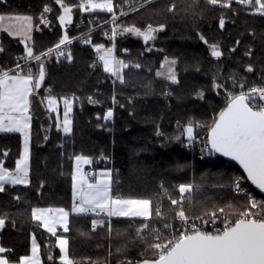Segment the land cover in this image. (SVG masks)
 <instances>
[{
  "label": "trees",
  "instance_id": "16d2710c",
  "mask_svg": "<svg viewBox=\"0 0 264 264\" xmlns=\"http://www.w3.org/2000/svg\"><path fill=\"white\" fill-rule=\"evenodd\" d=\"M113 2L122 5L123 0ZM66 3L73 6L72 22L66 31L60 25L61 9L55 0H6L0 3V14L34 17L32 39L27 42L34 55L55 47L65 34L72 38L81 33L84 29L77 28L76 24L82 19L93 17L105 21L111 18V14L102 11L80 12L79 0H66ZM45 5L53 9L45 14L47 25L40 23ZM114 11L119 13L120 9L114 8ZM221 17L225 21L223 28L220 27ZM118 23L141 29L149 24L154 28L164 27L155 33L156 39L147 44L142 38L128 36L130 34L117 35L114 41L106 37L103 30L95 31L86 35L90 43L75 40L65 46L66 57L42 56L40 62L33 60L23 68V72L30 68L38 75L39 63H43L45 80L38 95L45 100L50 94L58 102L66 97L73 101V108L70 134L56 127L54 113L48 110L46 115L51 117L48 128L43 120L33 118L29 184L6 186V190L0 192V216L6 214L0 244L10 250L4 256L11 261L29 255L35 237L43 264H61L58 261L60 251L56 247V238L61 233L53 236L43 230L32 219L31 209L63 207L71 211L76 155L90 158L88 167L114 172L111 177L114 196L150 199L153 207L165 189L169 200L160 199L169 214L176 210L171 199L180 197V184L194 183L192 194L186 192L184 195L192 197L195 216L206 217L214 208H224L223 213L227 215L231 211L227 205L243 207L247 204L246 198L233 195L230 189L234 176L240 175L242 183L256 193L244 174L220 157L213 162L193 158L182 146V132L190 120L208 125L218 116L226 105L224 91L240 88L233 84V74L246 87L264 82V16L235 0H231L230 8L208 5L205 0H154L121 17ZM200 35L209 44L219 46L222 52L219 59L211 56L209 44H205ZM20 41L7 32L0 33V48L3 49L0 68L13 70L18 58L25 57V45ZM112 42L116 43L117 50H128L127 54L119 56L128 64L123 69V82L103 70L94 47ZM249 49L251 55H245ZM165 57L176 61L177 83L156 75ZM136 64L140 67H135ZM248 65L253 68L251 73L246 71ZM214 78L222 85L217 90L212 86ZM199 92L204 93L203 98L198 97ZM109 110L112 111L110 122L104 119L105 111ZM205 130L206 127H198L194 132ZM21 144L20 134H0V163L7 169L15 170ZM183 207L186 212L190 211V200ZM206 212L209 214L205 215ZM93 219L102 222L95 230ZM144 223L143 218H97L71 213L65 234L68 254L78 262L117 264L131 261L136 264L151 243L146 234L143 233L146 242L137 236V229Z\"/></svg>",
  "mask_w": 264,
  "mask_h": 264
},
{
  "label": "snow or ice",
  "instance_id": "6c2138e0",
  "mask_svg": "<svg viewBox=\"0 0 264 264\" xmlns=\"http://www.w3.org/2000/svg\"><path fill=\"white\" fill-rule=\"evenodd\" d=\"M6 0H0L4 3ZM128 0H124L127 3ZM151 2V0H148ZM195 2V0H194ZM208 5L230 8L231 0H205ZM237 4L254 9L255 14L264 16V0H235ZM55 4L60 6L62 14L58 16L62 28L67 23L72 22L73 6L66 3V0H55ZM78 8L80 12L92 13L97 10L111 14V23L114 25L111 31V38L114 40L117 35L130 34L142 38L145 44L155 40V33L163 29V25L154 28L151 24L145 29L135 25H121L117 23V14L114 8L120 9V15L126 16L128 12L123 10V5L114 4L113 0H79ZM52 8L45 5L40 16V23L47 25L48 21L45 14L52 12ZM134 10V9H133ZM169 11L172 9L169 8ZM34 17L32 15H0V31L7 32L9 36L20 37L21 43L25 44V57L28 60L41 61L42 56L50 55L53 49L48 52L34 55L33 49L28 45L32 39L31 32L34 28ZM225 21L220 19V27L223 28ZM105 35H108L107 33ZM200 39L205 44H209L207 39L200 35ZM72 41L65 34L55 46V50L63 55L61 45L70 44ZM85 43L90 40L85 38ZM239 43V41H237ZM95 50L99 54L98 58L103 63V70L116 76L121 82L123 77L121 70L128 67L123 60L117 59L113 55V48H105L103 45H95ZM210 54L213 58L219 59L222 52L215 43L209 44ZM150 50V49H148ZM235 49H233L234 51ZM0 51H3L0 48ZM102 53V54H100ZM251 55V49L245 53ZM70 61L72 57L69 55ZM176 61L165 57L164 62L157 71L158 77L163 76L172 83H177V77L174 72ZM139 68L140 65L136 64ZM17 69L4 70L0 68V132H17L24 138V150L16 160L15 170H9L0 166V192H4L6 185L28 184V139H29V106L31 101L29 97L34 89L41 86L45 78L44 65L39 63V73H33L29 68L23 72L24 66L17 63ZM246 71L251 73L253 68L248 65ZM234 85H239L244 89L246 85L237 79L236 75L231 76ZM213 89L222 87L213 79ZM198 97L203 98L204 93L199 92ZM90 102H93L89 98ZM43 102V101H42ZM115 103V98L113 97ZM264 84L253 85L247 88V91H240L238 94L228 93L226 95V107L223 108L217 117H214L210 124L202 125L194 121H189L183 127L182 135L189 145L195 140L194 129L198 127H207V146L211 152L220 153L223 156L235 160L244 170L247 179L251 181L261 192H264ZM65 107V120L63 131H71V119L69 112L72 110L73 101L63 98ZM57 99L47 96V105L49 111H54ZM112 111L109 110L104 119L111 118ZM59 127V125H57ZM157 135H160L157 132ZM177 140L180 137H176ZM8 155L7 152L4 153ZM75 168L72 173V196L73 205L71 212L76 214L94 213L100 215L104 213L108 217L113 216H133L142 217L145 223L137 229V236L142 241H147L143 235L145 230H149L153 236V241L148 244L145 252H151V256H142V259L136 261V264H264V202H259L251 197L243 207L227 205L230 212L229 217L235 216L234 222L228 219L224 227L217 228L213 232H207L196 224H190V218L183 207L185 193L192 190L188 184L178 185L180 197L172 198L171 205L176 207L173 220L180 222L179 228L171 223L168 217L161 211L159 205L152 207L150 199H132L113 196L111 193L110 181L97 178L95 182L89 183L85 179L86 173L82 170V165L91 163L90 158L83 155L74 157ZM86 185V187H85ZM234 190L241 191L240 179L235 178ZM19 200V197H15ZM78 201V203H77ZM99 210V211H97ZM171 211V210H170ZM217 211L223 213L224 208L213 209L211 216L215 217ZM55 213L59 217L50 216ZM153 214L155 217L165 221L163 229L150 227L147 223ZM209 213H205L208 215ZM31 216L34 221H39L46 231L56 236V223H60L65 231H68L69 212L63 207L60 208H38L31 209ZM197 219H202L197 217ZM6 214L0 216V229L5 226ZM51 221V222H50ZM215 223V219L212 220ZM102 223L95 219L92 220L93 230L98 224ZM207 223V221H205ZM183 229L182 231L180 229ZM174 229L171 234H166L168 230ZM56 246L60 250L61 264H95L91 260L76 261L70 258L68 254V241L64 238H57ZM10 251L0 247V264H41L39 246L36 238L32 239L31 255H24L18 261H11L3 254ZM49 259H53L49 256ZM128 264H132L128 261Z\"/></svg>",
  "mask_w": 264,
  "mask_h": 264
},
{
  "label": "built area",
  "instance_id": "2783aa9c",
  "mask_svg": "<svg viewBox=\"0 0 264 264\" xmlns=\"http://www.w3.org/2000/svg\"><path fill=\"white\" fill-rule=\"evenodd\" d=\"M145 2H147V1H144V0H131L130 2L128 1L127 3H124V0H123V3H122L123 10H125V11H127L129 13V12L134 11V10L138 9L139 7H141L143 4H145ZM116 14H117V17H118V19H117V23H118V20L121 17H123V16L120 15V12L116 13ZM76 27L79 28V29L82 28L84 30L81 33H79L78 35H76L75 37L70 38L71 41L73 42L75 40H80L83 44H85L84 40L86 38V35H88V34H90L92 32H95V31L103 30L104 34H106V33L108 34V35H105L106 37H111V31H112V28L114 27V25L111 23V18L108 19V20H105V21H99V20H97V19H95L93 17H89L88 19L80 20L76 24ZM116 37H115V39H116ZM115 39H114V41H115ZM67 45L68 44L61 45V49L63 50V55H60L59 51L55 50V47L52 48L53 52L50 55L66 57V53L64 51V47L67 46ZM115 53L118 56H121V55L127 54L128 50L127 49H119V50L116 49ZM33 60H28L26 57L21 56V57L18 58V61H19L18 63L23 65V66H27ZM13 70L19 71L20 69H17V67L15 66L13 68ZM261 84H264V82H262ZM239 92H240V90L236 91L234 94H238ZM262 103H264V102H262ZM107 112L108 111H105V114ZM107 121L110 122L111 118L107 119ZM206 137H207V134H206L205 138L204 137L202 138L201 146L198 147L197 153H195V154L198 156V159L201 160V161L213 162V161L216 160L217 155L214 152L210 151L209 146H207ZM193 142L189 145V143L187 142V140L185 138H184V141L182 142V146L190 154H192L193 152H196V151H193L194 148H195L196 142L195 143H193ZM83 171H84V173H86L85 177H87V178H93L95 173H96V169L94 167H88V166L84 167ZM111 172H112V174H111V177H112L114 172L112 170H111ZM238 177L240 178V176H238ZM240 180H241V178H240ZM160 186L162 187V184H160ZM240 187H241V191L237 192V191L234 190V184L232 185V190H233V193L235 195H238V196L241 195V196L247 197V198L251 197L252 199H254L256 201L264 202V196L262 194L256 192L255 195H254L252 193V190L249 189L247 186H245L242 183V181H240ZM193 188H194V186H192V190L190 191L191 194H192ZM161 197H164L166 200H169V197L167 196V191L165 189H162L160 197L156 199V201L154 203V208H155L156 205H159L160 208H161V211L168 217L169 221L171 223H173L177 228H179L180 222L178 220H173L172 217H174V216H171V214H168L165 211V207H163V202L160 199ZM77 203H78V201H77ZM185 203L186 202H185V199H184L183 204H185ZM171 209H173V206H171ZM97 211H99V210H97ZM86 215H93V216H95L97 218L98 217H104V216L108 217L104 213H101L100 215H95L94 213H88ZM216 215L217 216H215V217H212L210 215L209 217L203 218V220L202 219H196V223L197 224L194 223L195 220L191 216L189 223L190 224L194 223V224H196L197 227H200V228H202L203 230H205L207 232H213L217 228H221L222 229L224 227V223L228 219H231L234 222V220L236 218V217L235 218L234 217L224 218L225 216H222V214H216ZM109 218H111V217H109ZM213 219H215V223L212 222ZM192 221H194V222H192ZM205 221H207V223H205ZM147 223L150 225V227L163 229V225H164L165 221L161 220L158 217H155V215L153 214L152 218L149 221H147ZM180 230L182 231L183 229L181 228ZM173 231H174V229L168 230V232L166 234H171ZM144 234H146L150 238L151 242L153 241V236H152V234L150 233L149 230H145Z\"/></svg>",
  "mask_w": 264,
  "mask_h": 264
},
{
  "label": "rangeland",
  "instance_id": "374dc122",
  "mask_svg": "<svg viewBox=\"0 0 264 264\" xmlns=\"http://www.w3.org/2000/svg\"><path fill=\"white\" fill-rule=\"evenodd\" d=\"M147 2H145V4H143L142 6H144V5H147L148 3H150V2H148V0H146ZM152 1H154V0H151V2ZM71 6V5H70ZM141 6V7H142ZM61 14H62V9H61ZM72 15H73V12H72ZM69 24L70 23H67L66 24V26L63 28V30L64 31H66L67 30V28H68V26H69ZM33 31H34V28H33ZM33 31L31 32V37H32V34H33ZM3 32V31H2ZM1 33V32H0ZM128 36H132L133 38H138V37H135V36H133V35H128ZM13 38H19V39H21L20 37H13ZM105 48H113V55L117 58V59H119V56L115 53V51H116V43L115 42H112V44H109V45H107V46H105V45H103ZM118 49V48H117ZM97 53V52H96ZM100 54H102V53H100ZM97 56H99V54L97 53ZM99 59V58H98ZM121 60V59H120ZM99 62L102 64V66H103V63L99 60ZM174 72H175V65H174ZM110 76H112L110 73H108ZM175 74H176V72H175ZM119 75H121L122 77H123V69L121 70V72H120V74ZM114 79H116V80H119V79H117V77L116 76H112ZM160 77H162V78H164L163 76H160ZM176 77H177V74H176ZM256 85H262L261 83L260 84H256ZM248 87H251V86H247V87H245L244 89H241V88H239V89H237V90H230V91H228V90H225L224 91V94H223V96H224V101L226 102V95L228 94V93H235L236 91H238V90H240V91H247V88ZM57 105H59V103H58V100H57V104H56V106ZM57 108H59V106H57ZM72 108H73V105H72ZM62 109H63V114H62V116L61 117H59V120H60V123H61V126L59 125V129H61L62 130V132L63 133H65L64 131H63V125H64V120H65V116H64V112H65V107H64V103H63V101H62ZM71 112H72V110H71ZM71 112H69V114L68 115H70L71 114ZM39 119H41V120H43L44 121V123L46 124V127L48 128L49 127V125H50V119H49V117L47 116V115H45V117H39ZM70 127H71V125H70ZM46 128V129H47ZM207 132H208V128L206 127V130H205V132H197V133H195L194 132V136H195V140H194V142L193 143H195L196 142V144H195V148H194V150L193 151H196V152H193L192 154H190L193 158H197L198 159V156L195 154V153H197V150H198V147H200L201 146V142H202V138L204 137L205 138V136H206V134H207ZM71 133V131L69 132V133H65V134H70ZM183 138H185L184 136H183ZM196 149V150H195ZM218 157V156H217ZM193 160H192V166H193ZM74 168H75V163H74ZM84 169V167L82 166V170ZM74 171V170H73ZM84 172V171H83ZM97 172H98V175H97V177H96V179L97 178H101V179H107V180H109L110 181V187H111V190H113V188H112V181H111V174H112V172H111V169H99V170H97ZM240 176V175H239ZM235 178H239L238 176H234V178H233V180H232V185L234 184V181H235ZM240 178H241V176H240ZM239 178V179H240ZM240 181H242V178H241V180ZM90 183V182H89ZM190 185L191 186H194V183H190ZM194 188H195V186H194ZM194 188H193V190H194ZM231 191H232V193H233V190H232V186H231ZM252 193L255 195V193L252 191ZM233 195H235L234 193H233ZM114 196V195H113ZM241 196V195H240ZM241 197H243V196H241ZM244 198H246V200H248V198L247 197H244ZM187 200H190V211H187V214H188V216H189V218H191V216L193 217V219L195 220V222L194 221H192V222H194V223H196V219H197V217H200V218H202V220H203V218H206V217H209L210 215H211V213L208 215V216H195L194 214H193V212H192V206H193V199H192V197L190 198V197H187V198H185V202H187ZM153 208H154V204H153ZM168 214H169V212H167ZM170 214H171V216H174L175 215V211L174 212H170ZM216 214H222V216H225L224 218H227V217H229L228 215H225L224 213H221V212H219V211H217V213ZM217 216V215H216ZM113 217H133V216H113ZM232 217H234L235 218V216H232ZM135 218H142V217H135ZM223 218V219H224ZM197 224V223H196ZM145 256H151V252L149 251V252H146V254H145ZM117 264H128V262H119V263H117ZM133 264V263H132Z\"/></svg>",
  "mask_w": 264,
  "mask_h": 264
},
{
  "label": "crops",
  "instance_id": "0c3cea01",
  "mask_svg": "<svg viewBox=\"0 0 264 264\" xmlns=\"http://www.w3.org/2000/svg\"><path fill=\"white\" fill-rule=\"evenodd\" d=\"M97 11H99V10H97ZM0 15H2V14H0ZM0 32H2V31H0ZM11 37H13V36H11ZM29 42H31V40L29 41ZM27 72V71H26ZM24 72H22V74H23ZM44 99V98H43ZM39 95H38V90L37 89H34V91H33V94L29 97V100L31 101V103H30V106H29V116H30V120H29V129H28V132H29V139H28V181H29V172H30V128H31V124H32V120H33V118H39V117H45V115H46V110H48V105H47V97H45V100H43ZM43 101V102H42ZM62 101H63V99L62 100H60V102H58L59 103V105H57V106H59V108H57V106L55 107V110L54 111H49L48 110V112H52V113H54V116L53 117H55L54 119H55V123H56V127L59 129V127L57 126V125H60L61 126V123H60V120H59V117H61L62 116V114H63V109H62ZM60 108H61V110H60ZM71 115V114H70ZM70 115H69V118H70ZM51 117H49V119H50ZM71 119V118H70ZM50 124H51V121H50ZM61 130V129H60ZM62 131V130H61ZM2 133H8V134H19V133H17V132H0V134H2ZM65 134V133H64ZM21 139H22V144H21V152H20V154L23 152V150H24V138L21 136ZM19 159V158H18ZM74 163H75V160H74V162H73V170H74ZM0 166H3V167H5L2 163H0ZM83 167H86L87 165H82ZM6 168V167H5ZM97 175H98V172H97V170H96V173H95V175H94V177L93 178H87V177H85V179H87L88 180V182H90V183H93V182H95V179H96V177H97ZM28 184H29V182H28ZM27 184V185H28ZM6 186H25L24 184H17V185H6ZM5 186V187H6ZM85 187H86V185H85ZM111 193H112V190H111ZM112 195H113V193H112ZM38 208H52V209H55V208H60V207H38ZM66 210V209H65ZM66 211H68L69 212V217H68V224H67V227L69 226V218H70V215H71V211L70 210H66ZM73 214H76V213H73ZM50 216H53V217H55V219L58 221L59 220V217L58 216H56V214L55 213H50L49 214ZM112 218V217H111ZM131 218H135V217H131ZM36 222H38L39 224H40V226L42 227V229L43 230H45V228L42 226V224L39 222V221H36ZM51 222V221H50ZM0 231H1V229H0ZM46 231V230H45ZM47 233H49V234H51L50 232H48V231H46ZM68 231H65L64 230V227L63 226H61L60 225V223H56V234H58V233H61V235H59V236H57V238L59 237V238H64V239H66L67 241H68V239H67V237L65 236V234L67 233ZM52 235V234H51ZM57 238H56V241H57ZM37 242V241H36ZM37 244H38V242H37ZM38 246H39V244H38ZM0 247H2L1 246V244H0ZM57 247V246H56ZM31 249H32V242H31ZM31 249H30V253H29V255H31ZM57 249L59 250V248L57 247ZM60 251V250H59ZM39 254H40V261H41V264H43V260H42V257H41V253H40V246H39ZM4 255V254H3ZM58 261L60 262V257H59V259H58ZM61 263V262H60Z\"/></svg>",
  "mask_w": 264,
  "mask_h": 264
},
{
  "label": "water",
  "instance_id": "95a60500",
  "mask_svg": "<svg viewBox=\"0 0 264 264\" xmlns=\"http://www.w3.org/2000/svg\"><path fill=\"white\" fill-rule=\"evenodd\" d=\"M24 44V43H23ZM25 45V44H24ZM44 72H45V70H44ZM38 76V75H37ZM44 80H45V78H44ZM44 80L41 82V86L37 89V90H40L41 89V87H42V84H43V82H44ZM226 107V106H225ZM223 110V109H222ZM218 157H220L221 159H223L224 161H226V162H228V163H230V164H232V165H234V166H236L243 174H244V176L246 177V179H247V175H246V173H244V170H243V168L235 161V160H232L231 158H229V157H226V156H223V155H221L220 153H216V152H214ZM247 181H248V183L251 185V187L256 191V192H258V193H260V194H262L263 196H264V192H261L258 188H256V186L255 185H253L252 183H251V181H249L248 179H247Z\"/></svg>",
  "mask_w": 264,
  "mask_h": 264
}]
</instances>
